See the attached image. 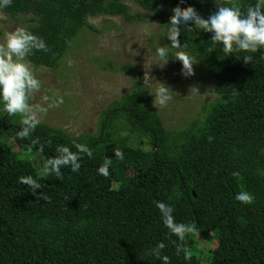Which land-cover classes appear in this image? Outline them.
I'll use <instances>...</instances> for the list:
<instances>
[{
	"label": "trees",
	"instance_id": "trees-1",
	"mask_svg": "<svg viewBox=\"0 0 264 264\" xmlns=\"http://www.w3.org/2000/svg\"><path fill=\"white\" fill-rule=\"evenodd\" d=\"M133 2L158 22L169 56L177 51L167 39L176 9L207 19L217 6L246 10L264 0ZM0 13L45 40L49 51L28 60L52 70L83 33L95 30L90 19L141 21L121 0H12ZM180 30L181 47L214 82L215 93L202 120L185 129H164L140 82L101 115L98 136H70L39 123L28 138L14 139L22 117L0 106V264H200L197 238L213 232L216 246L207 264H264V48L227 53L193 21ZM245 56L251 57L247 63ZM133 70L119 67L125 74ZM131 136L151 148L135 146ZM60 146L78 154L80 168L63 167L57 177L44 169ZM105 164L108 176L98 172ZM22 176L40 184L36 194ZM244 191L253 203L235 200ZM158 200L191 229L182 241L162 223ZM159 242L165 248L156 255Z\"/></svg>",
	"mask_w": 264,
	"mask_h": 264
},
{
	"label": "rangeland",
	"instance_id": "rangeland-1",
	"mask_svg": "<svg viewBox=\"0 0 264 264\" xmlns=\"http://www.w3.org/2000/svg\"><path fill=\"white\" fill-rule=\"evenodd\" d=\"M141 21L126 23L121 17H97L89 20L95 29L72 45L58 70L33 67L41 88L30 95V104L40 123L64 131L70 136H98L101 115L127 99L135 83L140 82L151 96L149 106L155 110L167 132L187 128L193 120H202L207 105L215 98L214 82L196 64L192 76H182V65L169 55L161 67L156 55L164 47V33L158 22L133 0H121ZM20 26L0 13V38ZM131 65V74L119 71ZM165 85L170 99L164 105L155 103L154 94ZM58 98L63 103L56 104ZM41 108L47 109L41 113ZM122 133L121 137H126ZM135 146L144 151L151 147L146 140L131 136ZM14 147V148H13ZM22 157L26 153L13 146ZM34 162L41 165L36 159ZM216 246L215 232L197 238L200 264H207L208 251Z\"/></svg>",
	"mask_w": 264,
	"mask_h": 264
},
{
	"label": "clouds",
	"instance_id": "clouds-1",
	"mask_svg": "<svg viewBox=\"0 0 264 264\" xmlns=\"http://www.w3.org/2000/svg\"><path fill=\"white\" fill-rule=\"evenodd\" d=\"M12 0H0V9L10 6ZM188 21H193L203 32L211 33V40L222 46L224 52L233 51H257L264 48V2L247 7L242 10L235 4L228 6H217V10L207 19L201 18L193 9H176L170 21L167 39L171 42L170 47L176 49L174 58L182 65V76H192L193 65L197 63L196 58L187 51L186 46L181 47L179 37L181 26ZM49 51L45 40L35 35L26 27H17L14 31L7 32L0 38V106L9 115L20 114L22 117V127L16 133L14 139H26L38 127L40 118L33 106L30 104V95L41 88V82L34 74L33 67L28 60L35 52ZM156 55L161 67L168 61V49L158 47ZM251 57L245 56L243 60L247 63ZM159 84V83H158ZM154 94L155 103L164 105L170 99V90L163 84ZM63 103L62 98H58L56 104ZM41 113L47 111L45 108L39 110ZM88 149L80 147V152H87ZM55 157L48 160L45 173L60 176L63 167H69L73 172L80 168L79 156L71 151L67 146L57 148ZM90 154V153H89ZM116 155H121L116 153ZM99 174L109 175L108 165H103L98 169ZM238 175L234 172L233 176ZM21 183L27 185L33 194L40 189V184L31 176L20 177ZM39 199L47 200L44 193H40ZM235 200L251 204L255 197L247 192H240L235 195ZM162 223L172 235L178 240H183L185 232L191 231L183 223L176 222L173 215L174 209L171 205L163 201L155 204ZM165 248L163 242L157 243L154 253L159 255ZM181 249L178 247L177 252ZM187 252V249H183ZM167 259V258H165Z\"/></svg>",
	"mask_w": 264,
	"mask_h": 264
}]
</instances>
